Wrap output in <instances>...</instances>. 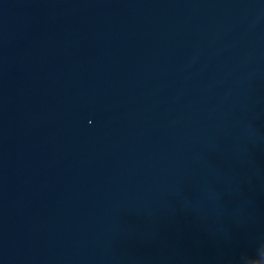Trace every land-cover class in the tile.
I'll list each match as a JSON object with an SVG mask.
<instances>
[{"label":"water","instance_id":"water-1","mask_svg":"<svg viewBox=\"0 0 264 264\" xmlns=\"http://www.w3.org/2000/svg\"><path fill=\"white\" fill-rule=\"evenodd\" d=\"M0 203L76 264H264V0H0Z\"/></svg>","mask_w":264,"mask_h":264}]
</instances>
